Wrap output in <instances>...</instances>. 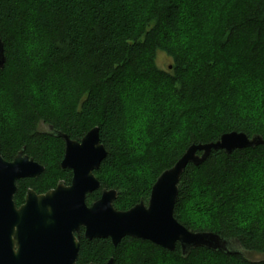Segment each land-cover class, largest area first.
<instances>
[{"label": "trees", "instance_id": "1", "mask_svg": "<svg viewBox=\"0 0 264 264\" xmlns=\"http://www.w3.org/2000/svg\"><path fill=\"white\" fill-rule=\"evenodd\" d=\"M0 37L1 156L23 148L44 166L17 181L16 206L28 188L44 193L70 174L49 127L72 140L98 128L106 156L86 202L114 189L118 210L146 202L191 144L231 131L264 139V0H0ZM133 93L144 96L131 114ZM263 191L264 144L212 150L186 167L173 215L190 231L238 239L242 252L183 257L178 244L81 234L76 264H264Z\"/></svg>", "mask_w": 264, "mask_h": 264}, {"label": "water", "instance_id": "2", "mask_svg": "<svg viewBox=\"0 0 264 264\" xmlns=\"http://www.w3.org/2000/svg\"><path fill=\"white\" fill-rule=\"evenodd\" d=\"M5 62L0 37V68ZM52 135L64 140L61 168L72 171L69 185L58 183L44 193L28 189L24 201L16 206L13 196L17 181L35 178L44 166L20 149L12 160L0 152V264H76L80 229L86 239L109 238L115 246L123 237L149 241L167 250L178 244L183 257L197 247L224 254L242 252L236 238H226L211 231L193 232L173 215L178 183L188 165L198 166L212 150L229 154L233 150L264 144L260 135L248 136L231 131L218 140L189 145L174 164L163 170L151 186L148 200L126 210L113 206L117 192L103 188L90 205L88 194L100 186L94 171L106 156L97 127L82 138L70 139L49 127ZM109 258L106 264H112ZM94 264V263H85Z\"/></svg>", "mask_w": 264, "mask_h": 264}, {"label": "rangeland", "instance_id": "3", "mask_svg": "<svg viewBox=\"0 0 264 264\" xmlns=\"http://www.w3.org/2000/svg\"><path fill=\"white\" fill-rule=\"evenodd\" d=\"M157 63H158V66L159 67H161V68H166L167 67V65H168V60H167V58H166V56H165V54H163V53H160L159 55H158V59H157ZM142 93V92H141ZM136 93H133V95L131 96V98H130V100H129V104L127 105V110H128V112H130L131 114L133 113V111L136 109V108H138L140 105V103H141V101H142V97L144 96H140V98H136ZM44 129V128H43ZM256 177V176H255ZM257 179V178H256ZM57 181V180H56ZM58 182V181H57ZM264 192V191H263ZM253 196H255V195H253ZM257 197V199L259 200L260 199V202H262V203H264V194H262V192H260L259 193V195H257L256 196ZM254 200H255V197H254ZM146 202H147V200H146ZM145 202V203H146ZM20 204H21V202H20ZM19 204V205H20Z\"/></svg>", "mask_w": 264, "mask_h": 264}, {"label": "flooded vegetation", "instance_id": "4", "mask_svg": "<svg viewBox=\"0 0 264 264\" xmlns=\"http://www.w3.org/2000/svg\"><path fill=\"white\" fill-rule=\"evenodd\" d=\"M77 141H79V140H77ZM62 160V159H61ZM61 160H60V162H61ZM59 166H60V163H59ZM60 168H61V166H60ZM61 169H64V170H67L68 171V174H69V176L68 177H66L65 179H63V180H58V182L55 184V186L58 184V183H60V182H62L63 183V185H69V183H70V181H71V178H72V171H71V169H68V168H61ZM54 186V187H55ZM53 187V188H54ZM28 189H31V188H28ZM27 189V190H28ZM52 189V188H51ZM26 190V191H27ZM33 190V189H32ZM26 194V193H25ZM24 198H25V195H24ZM148 200V199H147ZM83 235V228H81L80 229V235ZM80 238V237H79ZM79 240V239H78Z\"/></svg>", "mask_w": 264, "mask_h": 264}]
</instances>
